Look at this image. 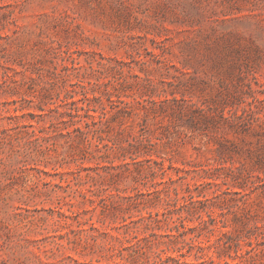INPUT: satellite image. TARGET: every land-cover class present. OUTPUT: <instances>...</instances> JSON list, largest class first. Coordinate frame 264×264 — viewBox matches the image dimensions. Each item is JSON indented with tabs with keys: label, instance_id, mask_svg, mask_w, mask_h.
Returning <instances> with one entry per match:
<instances>
[{
	"label": "rangeland",
	"instance_id": "374dc122",
	"mask_svg": "<svg viewBox=\"0 0 264 264\" xmlns=\"http://www.w3.org/2000/svg\"><path fill=\"white\" fill-rule=\"evenodd\" d=\"M166 95L192 105L152 111ZM75 105L106 108L104 138L70 120ZM136 134L191 169L211 238L264 226V0H0V264L120 260L123 217L162 206L118 193L161 175L98 145Z\"/></svg>",
	"mask_w": 264,
	"mask_h": 264
},
{
	"label": "trees",
	"instance_id": "16d2710c",
	"mask_svg": "<svg viewBox=\"0 0 264 264\" xmlns=\"http://www.w3.org/2000/svg\"><path fill=\"white\" fill-rule=\"evenodd\" d=\"M149 101L151 110L154 112L158 107L169 102L182 103L185 106L192 105L184 98L168 97L167 95L160 101L154 98ZM81 110L85 112L81 113ZM97 111L89 106L75 105L70 111V120L73 123L85 121L84 126L87 127L85 132L94 130L104 138L102 135L104 133L103 125L109 120V117L105 107L99 113ZM232 117L240 118V115L235 112ZM226 121L245 122V120ZM81 128L82 126H79V129L84 131ZM131 137V139H127L129 141L127 145L113 137L109 138L112 144L98 145L99 156L102 158H108L111 155L117 158L122 157L123 161L118 166L127 169H130L132 165L141 167L146 162H149L151 169H153L152 167L157 168L161 178L154 180L152 187L147 191H139L135 195H120V193L118 195L130 204L141 203L140 199L147 195L149 200L154 199L155 202L161 204L162 209L148 210L146 214L142 212L138 218L131 220H127L128 217H123L122 227H125L130 236L125 239L128 244L121 245L118 254L117 252L111 254V256L120 259L115 260L113 264H253L252 261L264 252V248L260 247L264 244V226L254 225L253 229L249 230L251 232L249 234H235L227 229H219V237L215 240L211 238L210 233L214 228H210V226L217 224V217L213 214L212 209L206 212L208 218L201 211L194 209L197 203L209 202V198H201L205 197L201 190L194 192L193 186L198 189L200 185L188 178L187 174L191 172V169L175 166L173 163L166 165L165 158H171L156 152L155 147L159 142L154 141L150 136L136 134ZM1 142L2 136L0 135V148ZM154 154L157 158L153 157ZM128 157L131 160H127ZM112 161L113 159L110 160L111 163ZM0 163H3L1 158ZM153 171L157 174L156 170L153 169ZM204 171L208 172L209 170L204 169ZM193 219L198 223L191 225L188 221ZM163 227L166 228L165 232H161ZM205 229L208 230V233H205ZM251 236L255 238V241ZM243 241L248 247H244ZM227 250L230 251L226 252ZM191 255L195 257V260L187 259Z\"/></svg>",
	"mask_w": 264,
	"mask_h": 264
}]
</instances>
